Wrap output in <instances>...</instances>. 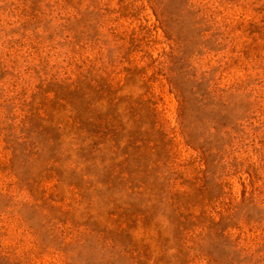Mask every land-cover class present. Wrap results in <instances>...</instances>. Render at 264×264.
<instances>
[{"label":"rangeland","instance_id":"1","mask_svg":"<svg viewBox=\"0 0 264 264\" xmlns=\"http://www.w3.org/2000/svg\"><path fill=\"white\" fill-rule=\"evenodd\" d=\"M0 264H264V0H0Z\"/></svg>","mask_w":264,"mask_h":264}]
</instances>
